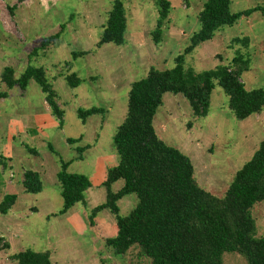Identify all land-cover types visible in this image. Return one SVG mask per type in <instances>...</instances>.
<instances>
[{"label":"rangeland","instance_id":"1","mask_svg":"<svg viewBox=\"0 0 264 264\" xmlns=\"http://www.w3.org/2000/svg\"><path fill=\"white\" fill-rule=\"evenodd\" d=\"M168 1L171 7L160 42L155 43L150 34L158 14L155 1L123 0L128 18L126 42L98 46L113 0H0V74L5 66H11L17 76L27 65L43 67L64 111L60 126L33 79L24 90L18 86L7 90L0 103V150L4 154L13 150V167L38 170L43 186L40 193L32 194L18 185L20 194L12 206L15 210L6 216L0 214V232L9 244L8 250H0V264H15L9 256L25 249H52V264L151 263L138 246L125 255H116L108 248L104 240L116 234L114 215L108 209L93 214L92 209L105 202L106 170L118 162L113 135L125 118L131 83L144 77L152 66L159 70L173 67L175 57L183 53L199 29L198 15L206 0ZM258 6L264 7V0H231L230 11ZM55 35L57 39L42 48L43 39ZM244 38L247 45L233 41ZM74 52L84 54L73 58ZM238 55L248 60V69L241 75L245 89L264 88V13L255 11L219 28L212 39L185 55L184 67L201 72ZM71 73L81 79L76 87L65 80ZM92 107L101 111L82 123L77 109ZM153 126L161 140L191 159L197 184L221 198L235 172L264 139V106L259 113L238 120L228 106V96L215 83L207 115L194 117L182 94L167 92ZM67 137L81 139L71 144ZM78 146L86 148L80 159L71 162L80 154ZM60 159L69 162L67 171L92 181L85 191V203L62 214L57 179ZM122 186L123 181L118 180L111 190L116 192ZM137 201L134 193L123 196L117 201L119 214L127 215ZM33 206L37 210L31 213L28 208ZM250 213L254 236H263L264 199ZM14 216L21 218L20 227L13 223ZM221 264L247 261L239 252L225 251Z\"/></svg>","mask_w":264,"mask_h":264},{"label":"trees","instance_id":"2","mask_svg":"<svg viewBox=\"0 0 264 264\" xmlns=\"http://www.w3.org/2000/svg\"><path fill=\"white\" fill-rule=\"evenodd\" d=\"M154 1L158 14L150 34L158 43L171 4L168 0ZM230 2L206 0L198 15L199 29L192 34L183 53L175 57L174 66L164 70L152 66L144 77L130 85L125 118L113 135L118 162L106 171L105 202L92 209L93 214L108 209L114 215L116 234L104 241L116 255H125L132 246H138L140 254L151 259L150 264H221L223 252L236 251L244 255L247 264H264V235L254 236L255 223L250 213L251 208L264 199V139L235 172L219 198L197 184L191 159L161 140L153 126L155 113L167 92L182 94L194 117L207 115L215 83L228 96V106L236 119L243 120L261 111L264 88L245 89L241 75L248 69V60L242 55L201 72L184 67L185 55L212 39L219 28L233 25L243 15L255 11L264 13V7L259 6L231 12ZM126 28L124 2L113 0L97 45L124 44ZM56 39V35L43 39L42 48ZM233 41L248 44L246 38ZM83 54L74 52L72 55L76 58ZM218 58L222 60L221 56ZM65 65L70 66V62ZM64 77L70 87L81 82L74 73ZM31 79L39 85L50 112L62 126L64 111L43 67L27 65L17 76L11 66H5L0 74V85L4 87L0 88V100L6 98L7 90L14 86L26 89ZM100 111L96 107L78 108L77 116L85 122L88 116ZM80 139L67 138V142L73 144ZM85 148H76L80 154L75 160L81 158ZM59 163L57 179L62 197L59 213L62 214L78 203H85V191L91 182L86 175L67 171L69 162L60 159ZM118 180L123 181V186L113 192L111 186ZM21 185L24 192L32 194L40 193L43 187L39 173L30 169L23 172ZM131 193L136 195L137 204L127 215H120L117 201ZM15 200L14 194L4 195L0 214H6ZM0 242V250H8L9 244L1 238ZM9 259L15 264H52L47 250L25 249L10 255Z\"/></svg>","mask_w":264,"mask_h":264},{"label":"crops","instance_id":"3","mask_svg":"<svg viewBox=\"0 0 264 264\" xmlns=\"http://www.w3.org/2000/svg\"><path fill=\"white\" fill-rule=\"evenodd\" d=\"M125 6V5H124ZM127 25H128V18H127ZM127 29V28H126ZM128 31V29H127ZM3 103V100L1 99L0 100V103ZM46 103V102H45ZM47 105V104H46ZM49 108V107H48ZM83 123V122H82ZM85 123V122H84ZM36 137V136H35ZM32 138V136H31ZM69 138V137H67ZM67 138H66V141H67ZM70 138H73V137H70ZM33 139H35L33 137ZM13 152V150H12ZM10 152L9 154H4L1 150H0V201L2 200V198L4 197V195L6 194H14L16 196V200L15 202L18 200V196L20 194V191H17L18 190V185H21V181H22V176H23V172L27 169H30V170H33V171H36L39 173L38 170L36 169H32V168H27V167H24V166H21L19 168H16V167H13V158H14V154ZM74 158H72L71 160L73 161ZM75 160V159H74ZM71 161V162H72ZM113 167V166H112ZM110 168V167H109ZM107 171V170H106ZM11 173L14 174V177H13V180H11L9 178L10 175H12ZM8 174V175H7ZM7 175L6 178H4L5 176ZM15 177H17V180L15 179ZM90 182L91 179H89ZM22 187V186H21ZM23 189V188H22ZM90 189V188H89ZM86 192H88V190ZM15 204V203H14ZM14 204L12 206H14ZM75 206V205H74ZM72 206V207H74ZM15 209H13L12 207L9 209V211L6 213V214H9L10 213H13ZM28 210L32 213V212H35V210H37L34 206L33 207H30L28 208ZM6 214H4L6 216ZM15 217H18V216H14L13 217V223H15L17 226L20 227V225H22V222L20 221V217L18 218H15ZM1 219V217H0ZM12 223V224H13ZM0 238L6 242L4 239H3V236L0 232ZM8 243V242H7ZM49 246V245H48ZM47 251L50 252V255H51V260L53 259V250L50 249H46ZM45 251V250H43Z\"/></svg>","mask_w":264,"mask_h":264}]
</instances>
